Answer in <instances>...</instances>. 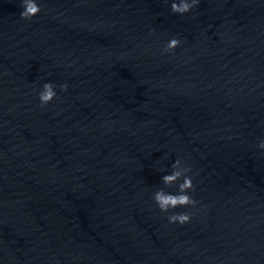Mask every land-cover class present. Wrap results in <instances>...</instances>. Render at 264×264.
I'll return each instance as SVG.
<instances>
[{
    "label": "water",
    "instance_id": "95a60500",
    "mask_svg": "<svg viewBox=\"0 0 264 264\" xmlns=\"http://www.w3.org/2000/svg\"><path fill=\"white\" fill-rule=\"evenodd\" d=\"M21 2L0 0V264H264V0ZM177 159L198 203L162 213Z\"/></svg>",
    "mask_w": 264,
    "mask_h": 264
},
{
    "label": "clouds",
    "instance_id": "9594fccd",
    "mask_svg": "<svg viewBox=\"0 0 264 264\" xmlns=\"http://www.w3.org/2000/svg\"><path fill=\"white\" fill-rule=\"evenodd\" d=\"M200 0H173L171 3V11L176 14H186L198 6ZM21 6L23 11L20 13L21 19L29 20L41 12V7L36 3V0H22ZM154 29L150 30V34H154ZM181 41L177 38H172L164 45L162 54L172 53L178 48ZM56 85L51 82L44 83L42 89L38 93L39 104L41 108H45L50 102L57 98ZM61 91L68 90L67 84L59 85ZM258 147L264 150V139H261ZM172 173L162 176V182L166 187H170L181 181L178 184V192L176 194L168 193L163 188L156 190L153 193V200L162 213H169L178 207H195L197 201L194 200L188 193L194 191L191 176L187 175L192 169L183 163L182 160L177 159L172 164ZM192 216L186 212H171L167 216L169 224L184 225L189 223Z\"/></svg>",
    "mask_w": 264,
    "mask_h": 264
}]
</instances>
